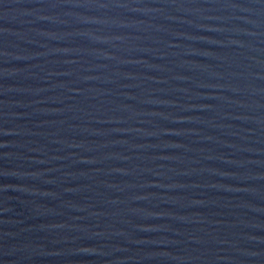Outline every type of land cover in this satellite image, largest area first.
<instances>
[{
    "label": "water",
    "instance_id": "95a60500",
    "mask_svg": "<svg viewBox=\"0 0 264 264\" xmlns=\"http://www.w3.org/2000/svg\"><path fill=\"white\" fill-rule=\"evenodd\" d=\"M0 264H264V0H0Z\"/></svg>",
    "mask_w": 264,
    "mask_h": 264
}]
</instances>
